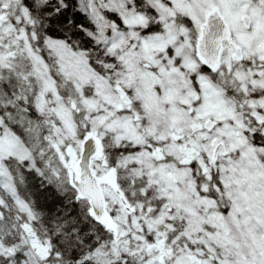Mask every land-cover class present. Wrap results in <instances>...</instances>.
<instances>
[{
	"label": "snow or ice",
	"instance_id": "1",
	"mask_svg": "<svg viewBox=\"0 0 264 264\" xmlns=\"http://www.w3.org/2000/svg\"><path fill=\"white\" fill-rule=\"evenodd\" d=\"M0 264H264V0H0Z\"/></svg>",
	"mask_w": 264,
	"mask_h": 264
}]
</instances>
